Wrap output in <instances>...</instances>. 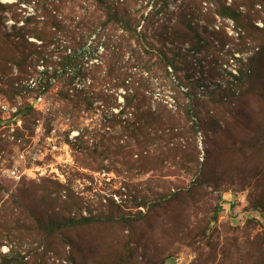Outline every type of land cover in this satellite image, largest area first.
Listing matches in <instances>:
<instances>
[{
  "label": "rangeland",
  "instance_id": "rangeland-1",
  "mask_svg": "<svg viewBox=\"0 0 264 264\" xmlns=\"http://www.w3.org/2000/svg\"><path fill=\"white\" fill-rule=\"evenodd\" d=\"M99 1L58 0L63 27L51 29L44 27L42 0L20 6L18 0H0L7 7H0V264H264V124L256 122L261 145L246 154V170L229 172L211 186L198 177L207 159L205 136L190 131L193 123L172 99L175 85L189 103L188 76L197 80L210 71L213 77L222 64L236 73L237 59L246 62L259 46L256 71L264 80V33L251 27L244 48L236 24L215 15L219 37L202 35L210 47L199 53L186 30L171 38L174 45L158 36L168 12L178 14L186 0ZM241 9L250 18L252 11ZM110 10L130 17L137 36L113 24L104 28ZM37 11L39 26L20 31L23 19ZM259 18L254 25L263 28L264 14ZM100 39L112 40L109 52L97 45ZM140 39L154 50L143 51ZM114 50L118 56L111 55ZM159 53L189 56L177 76L169 70L174 85L167 79L166 88L147 93L176 115L183 132L171 142L168 121L139 119L136 108L127 106L134 91L54 76L69 56L81 57L86 70L102 62L109 70L114 64L130 67L142 55L155 62ZM134 72L148 76L146 69ZM255 103L248 111L252 118ZM233 137L247 139L239 131ZM218 141L224 148L233 143L229 136ZM175 145L181 153H169ZM216 156L218 173L223 169ZM253 174L255 180L241 181ZM84 219L96 221L70 224Z\"/></svg>",
  "mask_w": 264,
  "mask_h": 264
},
{
  "label": "trees",
  "instance_id": "trees-1",
  "mask_svg": "<svg viewBox=\"0 0 264 264\" xmlns=\"http://www.w3.org/2000/svg\"><path fill=\"white\" fill-rule=\"evenodd\" d=\"M57 1L58 0H52L50 2L49 0H42L43 11L41 15L46 18L44 21L45 28L50 27L52 29L57 27L61 29L63 27L62 23L59 22L57 18V15L61 12V7L60 5L58 6ZM186 1L187 5L178 14L175 12H168L169 10L167 11L168 18L160 25V32L158 33V36L164 38V45L166 43L172 45L176 44V40L171 38H175L177 34H179V29H183L197 39V52H205V50L210 47L208 44L209 40L204 39L202 35L219 37V33L216 29L217 25L213 17L215 15L230 19L236 24V29L240 31L239 37H241L240 39L243 41L244 48L247 45L245 41H247L249 38L248 36H250L249 31L251 27H254V29L260 33H264V27L259 28L254 25L256 20L260 19L259 16L264 14V0H240V2H237V5L233 3V5L229 6L227 5V0ZM28 2H31V0H18V6ZM102 3L104 2L100 0L99 4L102 5ZM204 4H206V6H204ZM0 7L2 9H7V7L1 3ZM243 7L248 12L252 11V15L249 16L250 18H247L244 10L241 9ZM165 9L167 10L168 7ZM41 15H38L37 11L35 15L23 19L25 26L23 29H20V31L28 28L31 29V25L34 23H36V27H38L40 22L37 19L40 18ZM153 17L154 16L151 18L153 19ZM131 21L130 17L127 19L126 17L122 18L116 11L110 10L108 13V20L103 24V27L106 28L110 24H113L122 28L130 37H135L138 34L137 29L132 28ZM202 21L205 23V26L200 25ZM87 30L90 34L94 32L92 27ZM38 37L41 38L40 36ZM82 39L83 41L87 39L85 34L82 35ZM253 39L257 38L253 37ZM111 43V39H100L97 45L106 46V51L109 52ZM79 44L81 45V42ZM138 44L145 52L154 50L152 44L148 42L147 39L138 40ZM256 48L259 49L254 52L246 62L242 59H237L240 65L237 66L236 73L223 70L222 64V69H220V71H213L215 74L213 77H211L210 71L203 72V76L197 80L188 76L190 87H187V92L184 93V95L190 98L187 104L183 103L184 97L181 96L183 92H181L179 87H175L173 81L169 80V77H167L170 75L169 70H172L176 76L184 70L180 64L183 61L187 62L189 56L182 53L176 54L174 57H169L165 53H159L157 56L158 59L155 62L142 55L137 58L135 63L130 67L123 66L117 68L114 64L113 67H111V65L108 66L109 70L106 69L107 71L103 70V62L99 65L93 64L90 70H86L85 65L81 64V57L77 55L69 56L64 59L61 64V74L55 71L54 76L60 79L64 78L72 84L76 79H79L81 85H86L88 81L92 79L94 81H105V84L114 88L123 87L129 92L131 90L134 91L132 96L126 98L127 106L132 109L136 108V117L139 119L154 118L166 125V121H168L169 125L167 126L169 129L168 138L166 139L171 142L175 141V138H180L179 134L183 132L177 119H175L176 115H174L172 111H168L167 107L163 106L161 103H154L153 99L148 97L147 94L151 90H156L157 86L166 88L168 86V79L170 84L174 85V87H172V92L175 93V96L172 97V99L176 100L178 105L182 107L181 109L185 114L187 122L189 124L191 122L193 123L190 131L194 133L201 131L205 136L207 159L206 163L203 165V170L200 172L201 175L199 173L198 177L201 179L203 178V180L205 179L204 183L208 182L212 186V183H222L221 178L226 176L229 172L236 174L239 172V169H242V171L246 170V165L249 162L246 158V154L253 153L259 149L261 145L259 142L261 136L256 134L255 127L258 125L256 122H259L261 126L264 124V80L260 79L257 75L256 64L262 52L261 46L255 47L254 50H256ZM118 53V50H114L111 55L113 57L118 56ZM202 63H204V61ZM228 63H230V60H228ZM206 68L204 64L201 69L207 70ZM145 69L148 74L147 77H145L146 73L141 75L140 72H134L136 70L144 71ZM156 70L160 73L158 74ZM101 71L104 74L103 79L102 77L100 79L97 77L98 73ZM160 79H162V81H159ZM175 80H177L176 83L179 85L181 84L180 77H177ZM251 101L256 102L254 110L252 111L253 116L256 118H252L251 114L248 112L251 108ZM154 105L158 107L156 111L152 110ZM238 131L244 134V138H247L242 143L234 140L233 133ZM224 136H229V139L232 137L233 141L232 144L227 145L225 148L219 146L221 142L218 141V139H223ZM256 136H258V138ZM178 152L181 153L182 149H179L177 145L169 150V153ZM183 154V156H186L183 157L186 162L183 164L187 172H190L191 167H189L188 164L192 162L191 157L186 151ZM216 154H220L219 158L221 161L219 163L221 170L223 169V171H219L218 173L213 172L216 161H218ZM196 159L198 166H201L198 156H196ZM193 162L195 163V161ZM253 175L254 176H251V178H247L245 175V177L241 178V181L245 182L247 179L255 180L257 175ZM95 221L96 219H84L83 221L70 224L89 225Z\"/></svg>",
  "mask_w": 264,
  "mask_h": 264
},
{
  "label": "built area",
  "instance_id": "built-area-1",
  "mask_svg": "<svg viewBox=\"0 0 264 264\" xmlns=\"http://www.w3.org/2000/svg\"><path fill=\"white\" fill-rule=\"evenodd\" d=\"M178 263L181 262V259H177Z\"/></svg>",
  "mask_w": 264,
  "mask_h": 264
}]
</instances>
